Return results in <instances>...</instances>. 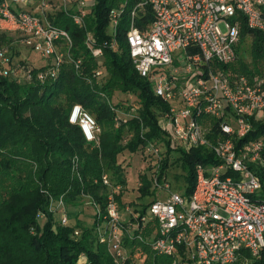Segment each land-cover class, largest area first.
<instances>
[{
  "label": "built area",
  "instance_id": "obj_1",
  "mask_svg": "<svg viewBox=\"0 0 264 264\" xmlns=\"http://www.w3.org/2000/svg\"><path fill=\"white\" fill-rule=\"evenodd\" d=\"M130 2L134 4L126 32L129 56L138 74L151 82L154 94L168 105L158 125L170 148L204 147L218 160L214 165L195 167L189 197L173 190L166 178L160 183L155 175V200L134 225L140 232L134 237L145 241L142 232L151 222L154 239L150 248L155 255L171 257V264H237L243 251L259 256L264 248V200L260 197L261 178L254 169L264 171V136L238 147L237 142L250 134L251 119L264 117V77H233L219 66L236 61L243 20L249 29L264 32V0H123V9L111 13L109 34H116ZM93 4L94 0H3L0 26L18 31L24 45L50 60V67L38 74V80L55 79L67 62L79 72L81 60L72 59L69 33L55 26L48 14L74 11L69 13L73 23L85 27ZM33 5L34 12L27 10ZM146 8L152 20L139 28L137 18ZM84 44L95 60L103 58L107 45H98L91 32ZM176 52H181L176 56L179 69L172 67ZM0 60H7L6 50H0ZM102 74L98 69L94 77ZM69 122L80 125L88 142H98L100 129L80 106L73 107ZM214 122H218L220 135L213 134ZM161 152L162 147L155 143L146 147V153L157 162ZM78 165L75 157L73 171ZM101 181L113 188L106 175ZM112 192L106 214L98 211V218L105 221L96 230L98 240L107 246L116 264H136L127 262L122 243L127 231ZM65 208L63 197L51 199L49 211H60L61 225L69 223ZM125 210L130 212L129 207Z\"/></svg>",
  "mask_w": 264,
  "mask_h": 264
},
{
  "label": "trees",
  "instance_id": "obj_2",
  "mask_svg": "<svg viewBox=\"0 0 264 264\" xmlns=\"http://www.w3.org/2000/svg\"><path fill=\"white\" fill-rule=\"evenodd\" d=\"M133 4L124 7L114 36L108 33L110 16L114 10L123 9V0H94L85 27L73 23L69 13L74 11L48 14L55 26L69 33L71 57L81 60L79 72L67 62L55 79L40 81L38 74L47 71L50 60L46 59V65L30 67L22 59L13 61V55H17L13 47L7 60H0V264H116L96 232L99 226H105L102 216L106 214L107 197L116 187L112 194L120 212L124 211L121 224L127 232L122 243L128 249L127 262L138 260L134 254L140 248L146 255L142 264H171V257L155 255L150 248L154 236L151 222L142 232L148 242L134 237L140 234L134 225L155 200L154 176L162 183L170 170L180 169L181 174H174L176 189L171 188L189 197L195 185V167L214 165L218 160L204 147L179 148L176 155L172 154L166 134L158 125L168 105L154 94L151 82L138 74L129 56L126 32ZM151 20L150 9L146 8L137 18V26L143 28ZM87 32L94 35L98 45H107L102 63L86 49ZM246 40H250L249 62L241 51ZM12 41L7 35L0 36V46ZM236 53L233 64L219 68L233 77L264 76L263 31L249 29L243 20ZM98 69L104 70L99 78L94 77ZM116 92L135 96L136 109L127 106L121 117L123 103L113 97ZM75 105L97 123L98 142H88L80 125L69 122ZM250 122V134L239 140L237 147L264 136V117ZM213 134L220 135L218 122H214ZM150 143L162 147L161 159L138 175L141 185L135 199L140 203L126 202L123 192L127 178L120 157L152 156L146 153ZM75 157L79 162L76 172ZM254 171L261 178L260 197L264 200V171ZM102 175L108 177L113 188L102 183ZM59 197H63L65 206L81 207L90 201L88 207L95 210L92 225L79 221V213L74 222L67 217L69 223L61 225L55 213L49 211L51 199ZM148 198L152 199L146 201ZM126 207L132 208L130 212ZM98 211L102 215L99 218ZM127 229L134 230L129 234ZM75 231L79 234L75 235ZM245 259L248 264H264V248L257 257L243 251L237 264H243Z\"/></svg>",
  "mask_w": 264,
  "mask_h": 264
},
{
  "label": "rangeland",
  "instance_id": "obj_3",
  "mask_svg": "<svg viewBox=\"0 0 264 264\" xmlns=\"http://www.w3.org/2000/svg\"><path fill=\"white\" fill-rule=\"evenodd\" d=\"M27 10L34 12L35 5L27 7ZM110 30H112V26H110ZM1 35H7L13 40L10 44H3L0 46V50L2 51L6 50L8 56L11 52L10 48L13 47L14 50L12 52H17V55H13L14 56L13 61L22 59L23 61H26L25 63L28 64L30 67H33V66L40 67V66L46 65V59L40 57V55H38L37 53H35L34 51H32L30 48H28L26 45L22 43L21 34L18 31L9 30L7 29L6 25H1L0 26V36ZM249 48H250V40H246L244 45H242L241 47V51L243 52L247 62L250 61ZM180 53L181 52H176L173 54L174 62L172 64V67L177 68V69H179L180 66L176 60V56ZM97 61L99 63H102V59H97ZM100 70L104 74V70L103 69H100ZM181 76H184V75H180L179 77ZM113 97L121 100V103H123V106L120 108L121 117H123L126 114L127 106L132 105L133 109L137 107L136 98L131 93L125 95V94H120L116 92L114 93ZM172 154L176 155L177 153L175 150H173ZM119 162L121 163V166L123 167L126 178H127V183H126V186L124 187V192H123L125 196V201L126 202L133 201L136 203H140L139 200L135 199L136 198L135 196L139 195L137 188L139 187V185H141V181L138 175L143 174L144 172L148 171L147 168L149 167V165L154 164L156 162L155 157L149 156V157L143 158L141 155L125 154L124 156L120 157ZM181 173L182 171L180 169H174L168 172L167 179L169 180V182H171V186H173L175 189H176L175 187L176 181L174 179V174H181ZM180 183H182V181ZM177 192L182 193V191L180 190H177ZM84 199L88 200V198H84ZM151 199L152 198H148L146 201H150ZM89 203L90 201L89 202L85 201L81 207L80 206L73 207V206L66 205L65 207L68 213L67 217L69 218V220L71 222H74L75 215L79 213L78 220L84 222L87 226H91L93 222V216L95 214V210L92 207H88ZM130 209L132 208L130 207ZM122 212L124 213V211ZM55 219L57 221H60L61 219L60 211H57L55 213ZM153 238L154 236H152V238L150 239V242L152 241ZM126 254L128 255V249H126L125 255ZM144 256L146 257V255L142 254V252L140 251V248H137L134 254V258L138 260H136L135 263L142 264V260L144 259Z\"/></svg>",
  "mask_w": 264,
  "mask_h": 264
}]
</instances>
